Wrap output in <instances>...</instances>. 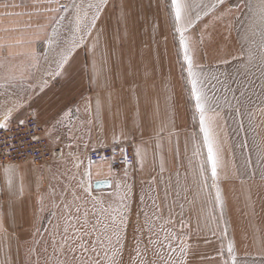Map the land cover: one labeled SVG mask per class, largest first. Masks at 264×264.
Wrapping results in <instances>:
<instances>
[{"label":"crops","instance_id":"0c3cea01","mask_svg":"<svg viewBox=\"0 0 264 264\" xmlns=\"http://www.w3.org/2000/svg\"><path fill=\"white\" fill-rule=\"evenodd\" d=\"M71 1L33 7L34 0H0V42L23 41L13 49L22 51L32 41L37 59L40 61L42 54L50 56L54 71H61L47 77L29 67L31 79L10 83L0 79V115L22 100L23 107L13 113L10 124L34 115L52 141L80 157L93 146L133 141L137 170L115 172L106 161L88 164L91 182L110 180L109 187L90 186L91 190L123 194L131 185L121 182L132 178L139 187H150L166 219L175 227H188L189 264H264V160L257 150L258 145L264 148V64L260 60L264 25L259 9L236 10L232 0L224 6L232 7V14L216 19L222 10L211 13L187 34L196 62L206 65L216 59L228 65L233 81L231 105L217 108L215 131L223 163L214 186L205 147L204 177L198 172L203 159L171 0H107L105 8L96 13L98 27L88 28L91 35L82 40L77 36L78 45L68 55L67 71H63L56 68L55 61L70 42L59 47L53 43L50 48L46 37L55 41L52 32L57 23L62 30L68 10L44 9L67 6ZM5 3L8 8L3 7ZM36 12L41 14H15ZM249 49L256 58L245 64L242 53ZM0 59L7 63V49ZM3 75L6 73L0 70ZM239 102L252 112L251 119L243 107L236 112ZM69 110L76 113L71 118ZM58 119L64 121L63 126L57 125ZM5 166H11L7 175ZM46 176L31 161L0 164V218L5 229L0 231V264H22V243L34 220L37 193ZM217 186L222 207L213 203Z\"/></svg>","mask_w":264,"mask_h":264},{"label":"snow or ice","instance_id":"6c2138e0","mask_svg":"<svg viewBox=\"0 0 264 264\" xmlns=\"http://www.w3.org/2000/svg\"><path fill=\"white\" fill-rule=\"evenodd\" d=\"M232 0H171V9L172 16L174 20L175 32L178 34L179 38V47L182 51L183 61L185 62L187 68V75L189 82L191 84V96L195 101V110L199 116V131L202 133L203 146L206 148V161L210 170V174L215 186V182L218 179V170L222 167L223 163V150L219 143L218 136L215 131L216 119L219 117V112L217 108L219 107L215 97L209 95L207 90V84L205 80L201 79V72L197 71V68H202L203 66L198 64L195 60V48L190 46V41L188 33L196 27L198 21L202 20L205 16H208L211 13L220 11V14L216 16V19H223L226 14H232L233 8H225L226 3H231ZM45 3L48 5L59 4V0H34L33 7H36L38 4ZM107 0H100V4L92 5L89 4V8L95 7L96 13L101 11V4H106ZM73 6H75V0H73ZM4 8H8L7 3L3 4ZM12 7H19V5H12ZM236 10L241 8H258L260 13V22L264 25V0H256V3L253 5L251 0H235L234 5ZM61 9L67 11V6L62 5L59 8H46V12H59ZM96 13H93L91 20L83 31V35L80 36V39H84V36L91 35L87 31L88 28H97V20L100 18ZM12 15V13H7ZM16 15H40V12L36 13H15ZM63 19V18H62ZM125 20L127 21V15H125ZM81 17L79 12L76 17V29L73 33V39L70 42L69 46L61 49L60 58L55 61L56 68L58 70L67 71L65 65L68 64V55L71 53L72 49L78 45V40L75 38V33L80 32ZM30 26V25H29ZM53 36H56L54 41L51 37H46L49 47L56 44L57 47L60 44L64 43L63 36L53 30ZM202 42V38H201ZM24 43L23 41H17L15 43L9 42H0V53H3L7 49V63L0 59V70H3L6 75L0 76V79L6 82L12 81H24L31 79V76L28 75V69L36 68L39 69V60L37 59V53L34 48L31 47L32 41L27 42V47L22 51H15L18 45ZM107 46V41L105 42ZM242 56H245V64H251L252 61L256 58L255 54L249 49L246 52L242 53ZM261 63L264 64V43L261 44ZM18 61V62H17ZM54 75H60L61 71H55L52 73ZM0 87H3V84H0ZM240 106L236 108V112L240 113L241 107L248 112V115L251 119L252 112L247 109V106L243 102H239ZM250 103V101H249ZM262 106H264V100H262ZM23 107L22 100L13 104L12 107L7 108L2 115H0V130H7L10 127L11 119L13 113ZM261 111H264V107L261 108ZM79 112V109L76 110ZM212 113V115H209ZM76 113L71 110L68 111L69 118L75 115ZM19 124L23 125L24 120H19ZM57 125H64V121L58 119L56 121ZM162 131V129H161ZM35 139V137H34ZM257 150L260 153L261 159L264 160V148L257 146ZM137 156L141 155L140 151H137ZM91 164V161H89ZM78 166V165H77ZM11 166H5V173L9 172ZM199 175L203 178L205 174V165L201 163L198 166ZM264 179V175L261 177ZM203 182V181H202ZM9 185H11V179L8 180ZM20 192H23V177H21V186ZM52 197L53 206L60 207L59 204H56L55 198L57 193L53 188L52 192L48 194ZM63 195V193H61ZM165 195H167V189L165 190ZM45 197H42L40 200L41 205H43ZM128 199V192L125 191L120 195L118 204L114 207L113 205H108L107 208L101 203L97 207L96 203H93L91 209L87 206H82L78 201L80 197L77 196L75 192L72 193V200L68 202L67 200H62L61 204L63 205L64 212V227L61 235V241L59 245L55 242L53 243L54 249L59 247L61 253L71 252L75 253L80 251L81 254H92L95 256V259L89 257L87 260L80 261V264H125L123 259V253L125 249L126 232L125 235H121L124 232L127 226V216L129 211V205L126 203ZM143 199V198H142ZM222 197L220 188L216 187L215 193V202L221 204L222 207ZM87 202H85L86 204ZM182 207V206H181ZM43 210V209H41ZM50 215L55 216V213H50ZM171 223V221H169ZM59 230V226H57ZM149 231H152L151 224L149 225ZM0 231H5L3 225V219L0 218ZM35 237L40 236V228H35ZM165 239H179L176 236H166ZM42 241L39 239H33L34 244H39ZM152 242L151 240L149 241ZM171 248V244L168 245ZM190 245L182 243L180 245V254L181 257H186L190 253ZM229 252L232 251V245H229ZM147 251V249H145ZM33 252L32 248L28 249L29 255ZM103 254L104 259H101ZM137 259L132 260L131 256L129 258L128 264H149L146 260L143 259L142 254L139 251V244L136 248ZM75 260V257L73 256ZM171 264V262H170ZM174 264H189V262L184 259L181 261H175ZM227 264V262H225Z\"/></svg>","mask_w":264,"mask_h":264},{"label":"rangeland","instance_id":"374dc122","mask_svg":"<svg viewBox=\"0 0 264 264\" xmlns=\"http://www.w3.org/2000/svg\"><path fill=\"white\" fill-rule=\"evenodd\" d=\"M89 4H100V0H75V6H73V1L67 5L68 14L66 20L64 19L65 21L62 30L58 23L56 26L57 28H55L58 33L64 32V41H72L73 33L77 27L76 17L79 12L81 17V31L75 33V38L78 40L77 36L80 37L82 28L85 25H88L86 22L88 17H92L93 13H96L95 7L89 8ZM105 6L106 4H101V10H103ZM83 29H85V27ZM53 37L55 38L56 36ZM51 54L53 53L51 52L50 55ZM42 55L43 56H41L39 61L38 70L41 73H46L47 77H49L55 72V65L51 61L50 56ZM202 66V68H197L196 70L201 72L200 78L205 80L209 95L215 97L219 107L231 105L233 81H231V76L228 72V65L222 64L217 62L216 59H213V62L206 65L202 64ZM185 86H187V82H185ZM186 90L187 95L190 98L193 126L196 131L201 158L205 165L203 138L202 133L199 131V116L195 110V101L192 96H190L191 90L188 86L186 87ZM81 164H77V162L74 161L73 156L68 155L64 160L53 163L45 180H42V184L37 193V205L34 220L22 243V264H80V261L87 260L89 257L95 259V256L92 254H81L80 251H76L75 253L67 251L61 253L59 247L55 249L53 247L54 242L59 245L64 227V212L63 205L61 204L62 200L71 202L72 193L75 192L77 196L80 197L78 202L82 206H87L91 209L93 203H96L97 207L102 203L103 206L107 208L110 204L115 207L119 202L120 195H122V193H107V190L105 192L91 190L86 184L87 179L84 178L88 164L85 162ZM136 170L135 160L134 171ZM133 180L134 179L132 178L130 182H121V184H125V186L129 184L131 185V187L128 188L129 190H127L128 199L126 200V203L129 205L128 216L126 218L127 226L124 232L121 233L123 236L126 232V240L124 241L125 249L123 253L125 264H128L130 256L133 261L137 259V244H139V251L142 254L143 259L149 262V264H170V262L171 264H174V262L178 260L181 262L184 259L187 260V256L181 257L179 248L182 243L190 245L187 234L188 227H173L170 225L161 226L157 224V218L166 217L156 205L154 194L149 192L151 188L145 186L139 187V183L134 182ZM53 188L57 193L55 202L56 204H59L60 207H54L52 197L48 195L52 192ZM61 193H63V195H61ZM42 197H45L43 205L40 203ZM85 202L87 203L85 204ZM213 203H215V200ZM53 212L55 213V216L50 215V213ZM150 224L152 226V231L148 230ZM57 226H59V230ZM35 228H40L39 237H35ZM218 231L220 232L219 226ZM190 233L191 231L189 230V234ZM172 234L174 236L179 234L177 242H175V240L173 242V239H165L166 236ZM34 238L39 239L42 242L34 244ZM150 240L152 241L151 243L149 242ZM169 244H171V248L168 247ZM178 245L179 248H177ZM29 248L33 249L31 255L28 253ZM145 249H147V251H145ZM73 256L75 257V260L73 259ZM101 259H104L103 254L101 255ZM203 260L201 259V261ZM207 260L209 261L210 259ZM187 261L189 262V260ZM203 263L199 262V264Z\"/></svg>","mask_w":264,"mask_h":264},{"label":"built area","instance_id":"2783aa9c","mask_svg":"<svg viewBox=\"0 0 264 264\" xmlns=\"http://www.w3.org/2000/svg\"><path fill=\"white\" fill-rule=\"evenodd\" d=\"M21 120L25 121L23 125L16 122L10 124L9 129L0 130V164L31 161L39 165L43 173L47 175L53 163L60 162L68 155H72L74 161L79 165L84 162L89 164V161L91 163L106 161L115 172L124 169L134 170L135 148L133 141H113L93 146L86 149L83 157H80L52 141L47 135L44 125L34 115L28 114ZM84 178L87 179L86 183L90 187L91 183L86 171ZM156 221L161 226H173L166 218L160 217ZM172 236L174 235L172 234ZM176 237H179V234ZM174 240L177 242L178 239H173V242Z\"/></svg>","mask_w":264,"mask_h":264},{"label":"water","instance_id":"95a60500","mask_svg":"<svg viewBox=\"0 0 264 264\" xmlns=\"http://www.w3.org/2000/svg\"><path fill=\"white\" fill-rule=\"evenodd\" d=\"M110 185L109 179H99L91 182L92 188H107Z\"/></svg>","mask_w":264,"mask_h":264},{"label":"bare ground","instance_id":"6f19581e","mask_svg":"<svg viewBox=\"0 0 264 264\" xmlns=\"http://www.w3.org/2000/svg\"><path fill=\"white\" fill-rule=\"evenodd\" d=\"M90 183H91V181H90ZM87 184V183H86Z\"/></svg>","mask_w":264,"mask_h":264}]
</instances>
